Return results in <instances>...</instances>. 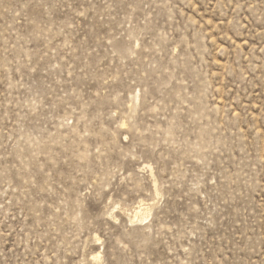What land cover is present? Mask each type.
<instances>
[{"label":"rangeland","instance_id":"1","mask_svg":"<svg viewBox=\"0 0 264 264\" xmlns=\"http://www.w3.org/2000/svg\"><path fill=\"white\" fill-rule=\"evenodd\" d=\"M0 264H264V0H0Z\"/></svg>","mask_w":264,"mask_h":264},{"label":"bare ground","instance_id":"2","mask_svg":"<svg viewBox=\"0 0 264 264\" xmlns=\"http://www.w3.org/2000/svg\"><path fill=\"white\" fill-rule=\"evenodd\" d=\"M140 215V214H139ZM98 258L97 257H94V260H97Z\"/></svg>","mask_w":264,"mask_h":264}]
</instances>
